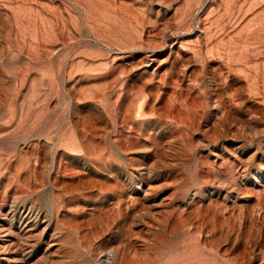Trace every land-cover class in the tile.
Instances as JSON below:
<instances>
[{"label":"rangeland","instance_id":"374dc122","mask_svg":"<svg viewBox=\"0 0 264 264\" xmlns=\"http://www.w3.org/2000/svg\"><path fill=\"white\" fill-rule=\"evenodd\" d=\"M0 264H264V0H0Z\"/></svg>","mask_w":264,"mask_h":264},{"label":"bare ground","instance_id":"6f19581e","mask_svg":"<svg viewBox=\"0 0 264 264\" xmlns=\"http://www.w3.org/2000/svg\"><path fill=\"white\" fill-rule=\"evenodd\" d=\"M193 231H198V228L194 227V225H191ZM179 230V227L177 225H173L169 228V233L173 234L176 231ZM32 233V232H31ZM204 238V237H203ZM214 252L216 257H219V249L214 248ZM150 245H144V253L143 255L139 256L136 252H133V250H129L128 252V259H126L128 262H144V261H150Z\"/></svg>","mask_w":264,"mask_h":264}]
</instances>
